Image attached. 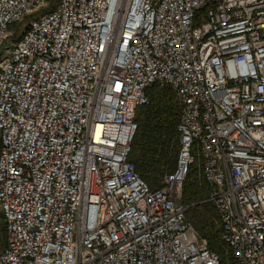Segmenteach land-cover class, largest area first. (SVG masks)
Returning a JSON list of instances; mask_svg holds the SVG:
<instances>
[{
	"label": "built area",
	"instance_id": "1",
	"mask_svg": "<svg viewBox=\"0 0 264 264\" xmlns=\"http://www.w3.org/2000/svg\"><path fill=\"white\" fill-rule=\"evenodd\" d=\"M0 46V264H223L198 203L264 264V0H0ZM154 86L181 114L152 186L132 155Z\"/></svg>",
	"mask_w": 264,
	"mask_h": 264
},
{
	"label": "trees",
	"instance_id": "2",
	"mask_svg": "<svg viewBox=\"0 0 264 264\" xmlns=\"http://www.w3.org/2000/svg\"><path fill=\"white\" fill-rule=\"evenodd\" d=\"M149 94L150 103L137 111L139 128L133 143L132 158L143 178L154 186L176 165L180 144L177 124L181 106L170 89L154 86ZM1 147L0 137V151ZM201 162L202 157L196 155L185 182L182 200L187 205L201 202L209 193L208 184L200 176ZM188 218L208 239L209 247L220 253L223 264H234L233 254L221 241L217 213L211 204L198 203L190 209Z\"/></svg>",
	"mask_w": 264,
	"mask_h": 264
},
{
	"label": "rangeland",
	"instance_id": "3",
	"mask_svg": "<svg viewBox=\"0 0 264 264\" xmlns=\"http://www.w3.org/2000/svg\"><path fill=\"white\" fill-rule=\"evenodd\" d=\"M54 1V0H53ZM16 27H17V29L19 30V29H24V23H17L16 25H15ZM4 48H5V46H0V56H1V54H2V52L4 51ZM162 174H163V172H162ZM162 174H160V176L162 175ZM159 176V177H160ZM159 179V178H158ZM157 179V180H158ZM156 185V184H155ZM0 217H1V214H0ZM2 223V222H1ZM2 225V224H1ZM217 226H219V224H217ZM200 233V232H199Z\"/></svg>",
	"mask_w": 264,
	"mask_h": 264
}]
</instances>
